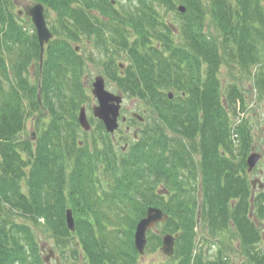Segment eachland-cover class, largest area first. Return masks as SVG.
Wrapping results in <instances>:
<instances>
[{
	"label": "trees",
	"instance_id": "trees-1",
	"mask_svg": "<svg viewBox=\"0 0 264 264\" xmlns=\"http://www.w3.org/2000/svg\"><path fill=\"white\" fill-rule=\"evenodd\" d=\"M34 1L66 15L65 21L88 17L72 2L109 6L106 0ZM138 1L123 6L114 26L113 42L130 50L134 61L128 80L119 77L117 84L158 109L160 117L117 156L96 137L79 145L77 115L87 100L80 70H53L61 60L53 54L37 82L29 80L27 68L20 69L38 58L37 35L23 32L12 0H0V264H50L32 223L18 217L43 221L65 262L137 264L134 232L149 206L170 217L160 233H149L147 249L160 248L163 234H179L174 256L149 264H230L231 243L218 239L226 234L238 239L236 251L246 262L264 264V249L258 247L264 192L253 197L247 178L255 142L247 124L232 126L231 109L235 112L244 96L236 83L223 91L221 77L224 66L244 75L261 62L264 0ZM168 12L177 15V44ZM68 44L54 38L47 48L67 52ZM23 46L25 58L19 55ZM36 114L38 130L28 136L27 119ZM159 186L169 195L159 194ZM69 208L74 231L67 225ZM200 224L220 241L212 258L196 250Z\"/></svg>",
	"mask_w": 264,
	"mask_h": 264
},
{
	"label": "flooded vegetation",
	"instance_id": "flooded-vegetation-1",
	"mask_svg": "<svg viewBox=\"0 0 264 264\" xmlns=\"http://www.w3.org/2000/svg\"><path fill=\"white\" fill-rule=\"evenodd\" d=\"M106 4L109 6L106 7V10L104 9L103 5L101 3H91L86 8V6H83L80 2L75 1L72 2V6L80 5L84 10L86 9V13L88 14V17H79L76 21L75 19H70V21L67 20V16L62 14L58 11H56L51 6H46L44 4V14L47 20L48 27L50 31L53 33L54 38H63L66 40L70 46V48H67V52L63 50L58 49H48L47 46H45L44 51V58H43V64L40 59V53H41V46L39 44V38L37 35V29L33 22L32 17L26 12V9L29 7H32L36 1L30 0V2H20L19 3V9L17 11V16L15 17V20L18 22V25L23 28V32L28 36L29 38H32L34 34L37 35V41L39 44V52H38V58L36 59V64L29 63L28 65L23 66V64L20 65V69L25 70L27 68L29 71H34L35 73H38L41 78V74L44 70V67L46 65V62L49 60V54L53 55H59L61 60L52 68L53 70H67V72H73L75 70H80L83 74L85 70L87 69V57L88 53L86 51V44L90 47L91 44L95 43L98 45V47H101L100 43H104L105 45L102 48L103 55L110 56L109 61L105 64L106 67V73L105 76L99 75L104 77L106 88H108V84H114L115 89L111 92L114 94H120L123 96V101L121 103L120 108V114L118 117V128L114 132H109L106 128L105 122L101 120L100 118L96 117L94 114V107L93 106V116H88L89 123L91 125L90 129H85L82 124H80L78 120L77 115V128L75 132L79 135L78 142L79 145H84L85 140L89 139L92 140L94 137L97 138L98 143L106 142L108 145H111L114 152L117 154V156H120V150L122 149L124 152H127L130 149V145L136 141H139L142 137L143 132L145 129H147L148 125H150L153 120L158 117H160V114L158 112V109H154L151 105L147 104L143 100L140 99V102L144 104L145 106H141V108H135L133 105L127 106V98L129 97L128 93L122 91L118 88V80L119 77H124V79L129 78L128 75H126V72L128 69H130L131 65H133L134 61L132 60V57L130 55V50L128 49H122L116 46V44L112 40V36L115 35L114 26L119 23L117 16L121 13H123V6L119 4L116 0H106ZM109 2V3H108ZM137 2V1H136ZM130 2H126L125 5H129ZM140 4V3H139ZM14 2V7H15ZM51 8L54 13V18L51 22L48 21L46 16V10ZM83 10V9H82ZM14 11V8H13ZM79 12L78 10H76ZM82 14V13H81ZM117 14V15H116ZM60 15L63 17L64 22L61 21ZM167 21L168 18H166ZM88 21L90 23L88 24ZM26 22H30L31 25L27 24ZM82 24L83 26L79 25ZM25 24V25H24ZM178 34V33H175ZM71 36V39L69 38ZM107 37V40L104 39L103 42H93L92 38H103ZM86 39V42H85ZM50 42V41H49ZM114 45V48L112 47ZM117 48V49H116ZM26 46H23L21 48V54L20 57L25 58L26 52H25ZM34 49L36 50V46H34ZM162 50V49H161ZM123 51V55L125 58H128L125 62H118L116 60V56L118 57V52ZM163 51V50H162ZM67 54L66 57H64ZM89 57V56H88ZM23 62V61H22ZM111 71V72H110ZM114 72L115 76L112 77L110 73ZM82 74V82L85 90L89 88V84L87 83V77H83ZM97 76V77H99ZM96 77V78H97ZM96 78L92 82V88L93 83L95 82ZM108 81V83H107ZM169 95V94H168ZM93 98L96 101V104L98 103L97 99ZM169 98H171L169 96ZM165 105V103L163 104ZM82 106H85V104H82ZM86 108V106H85ZM128 109V110H127ZM139 109V111H137ZM163 110V109H162ZM87 111V108H86ZM122 137L130 138V141H124V144L122 145ZM105 147H107L105 145ZM103 146V148H105ZM255 150V146L253 148ZM262 154V159L264 158V152ZM197 156V154H196ZM261 159V160H262ZM261 174H263V171L261 170ZM257 183L262 184V182L259 181V178L256 177ZM165 196H168L169 194H164ZM166 200H168V197H166Z\"/></svg>",
	"mask_w": 264,
	"mask_h": 264
},
{
	"label": "rangeland",
	"instance_id": "rangeland-1",
	"mask_svg": "<svg viewBox=\"0 0 264 264\" xmlns=\"http://www.w3.org/2000/svg\"><path fill=\"white\" fill-rule=\"evenodd\" d=\"M12 1L15 2L16 4L14 7L15 13H17L20 7L19 6L20 2H30V0H12ZM116 1L119 2L121 6V5H125L126 2H129V1L136 2L137 0H116ZM137 3L139 4V1H137ZM263 4H264V1H263ZM55 12H53L51 8L46 10V16L49 22H51L52 19L54 18ZM166 16H167L166 18H168L169 21H172L173 23L178 24L176 13L168 12ZM26 23L31 25L30 22H26ZM104 39L107 40V37L106 38L105 37L92 38V41L93 42L96 41L100 43V42H103ZM173 39H174L175 44L179 43L180 41V37L178 36V34L174 35ZM85 42H86V39H85ZM100 45L101 47H98V45L93 43L90 45V47L87 44L85 46L89 57L86 56L88 59L87 69L85 70L83 77L86 76L88 78L87 83L90 86L88 89H86L87 100L83 104H85L87 108V113L89 116H93L92 108L94 105H96V101L93 98V94H92V82L99 75L105 76V73H106L105 64L110 59V56L103 55L102 48H104L103 46L105 44L100 43ZM112 47L114 48V45H112ZM122 52L123 51L118 52L119 54L118 57L117 56L115 57L117 60V63L120 61L124 62V60L126 62V60L128 59L124 57ZM260 61L261 62L259 64H256L251 67L250 69L251 72L249 74L247 73L244 75L236 73L235 70L231 72V70L227 66H224V68L222 69L221 77H222L223 91L226 92L228 84L236 83L238 85L239 90L243 92V96H244V101L242 99H239L236 111L233 112V110L231 109L230 115L232 117L231 119L232 126L237 127V126L243 125V123L247 124L250 127V130L254 138L255 151L259 153H263L264 152V46H262V49H261V60ZM29 63L36 64V60H32ZM28 76L31 82H37L39 79L38 73H35L33 70L32 72L30 71L28 73ZM114 87L115 85L113 83L108 84V88L110 90L113 91L115 89ZM229 87L231 88V86ZM126 104L127 106L133 105V107L139 108V109L141 108V106H145L144 104L140 102L139 98L134 97V96H129L127 98ZM139 109L137 111H139ZM36 118H37V114L31 115L27 119L25 131L28 136H31L30 134H36V131L38 130V125H37L38 122ZM50 120H51L50 116H47L43 120V126L46 127L47 122H49ZM232 138L239 139L238 137H236V135L232 136ZM121 139L123 140L122 145L124 144V141H130L129 137L128 138L122 137ZM196 157L197 158L199 157L198 154ZM261 170L263 171V174H261ZM256 177L261 179L262 184H264V158L258 163V165L253 169L252 172H247V178L250 182L252 180H256ZM199 183L200 181L197 180V185ZM259 185L260 183H256L255 188L254 187L252 188L254 193L261 191ZM163 187L164 186H159V189L161 188L159 194L165 193L166 187L164 188ZM201 198L202 196H197V199L199 201L201 200ZM18 220L29 223V224L32 223L31 226L36 234V238L38 240L39 246L41 247V252L43 256L49 254V250L53 249L54 254L51 255V258L49 261L50 264H71L70 261L65 262L62 260L61 252L60 250L56 248L55 239L53 238L51 233L48 231V229L44 227V224L42 223L43 221L41 222L42 224L41 223L35 224L34 221L32 220L26 221L27 219L21 218V217H18ZM197 230H198V235H197L196 250L199 252L201 250L202 252H204L206 257L212 258L214 253L217 251V249L220 246V241H216L217 239L215 240L213 239V237H210L203 229L202 224L198 226ZM233 237L234 236H231L228 234H226L225 237H220V236L218 237V239L220 238L226 242L231 243V250H229V252L227 253V257H228L230 264H243V263L249 264L248 262H246V258H244L243 255H241L240 253L236 251V247L238 246L239 241L236 237L234 238ZM168 260L169 258H167L166 255L163 254L161 247H160L156 250L147 249L145 253L138 258L137 264H149V263H154V262L158 263V262L168 261Z\"/></svg>",
	"mask_w": 264,
	"mask_h": 264
},
{
	"label": "water",
	"instance_id": "water-1",
	"mask_svg": "<svg viewBox=\"0 0 264 264\" xmlns=\"http://www.w3.org/2000/svg\"><path fill=\"white\" fill-rule=\"evenodd\" d=\"M179 9L181 12L186 11L184 5H180ZM26 12L32 17L33 22L36 25L39 42L41 45V62H43V55L45 50V45L53 37L50 29L48 28L45 14L44 6L41 3H37L32 7L26 9ZM171 28L177 31V27L174 24H170ZM94 96L97 98L99 104L94 107V114L96 117L100 118L105 122L106 128L109 132H114L118 128V117L120 114L121 103L123 101L122 95H116L106 88L105 79L102 76L96 78L93 83ZM170 97H173V93H170ZM79 121L85 129H90L91 125L89 123L85 107L81 108ZM262 155L257 152H252L247 159L248 169L252 171L257 165ZM256 185V181H253V186ZM262 188V186H261ZM67 225L70 230L74 231L76 229L74 213L72 209L67 210ZM169 215L165 213L162 209L158 207H149L147 214L142 218L137 224L135 232V246L140 254L145 252L148 237L147 233L149 230L154 229L159 223L166 222ZM178 235L166 234L163 237L162 252L167 256H172L175 251V242ZM53 250H50V254L46 256V260H49Z\"/></svg>",
	"mask_w": 264,
	"mask_h": 264
}]
</instances>
